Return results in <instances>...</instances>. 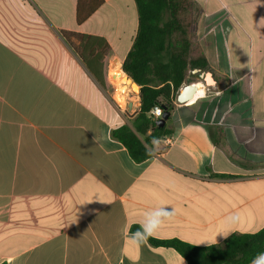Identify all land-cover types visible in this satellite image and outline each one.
Instances as JSON below:
<instances>
[{"label":"crops","instance_id":"0c3cea01","mask_svg":"<svg viewBox=\"0 0 264 264\" xmlns=\"http://www.w3.org/2000/svg\"><path fill=\"white\" fill-rule=\"evenodd\" d=\"M186 1L189 58L214 80L198 75L204 93L194 82L167 122L172 144L136 163L111 136L126 123L59 36L114 41L124 62L135 0H103L81 25L78 0H0V264H188L132 228L206 247L264 227V0ZM112 73L119 108L139 99Z\"/></svg>","mask_w":264,"mask_h":264},{"label":"trees","instance_id":"16d2710c","mask_svg":"<svg viewBox=\"0 0 264 264\" xmlns=\"http://www.w3.org/2000/svg\"><path fill=\"white\" fill-rule=\"evenodd\" d=\"M135 2L139 26L132 48L124 60L123 70L140 87V109L132 126L123 124L116 127L112 129L111 136L125 146L136 163H141L152 157L151 148L155 142L174 134L167 123L164 127L157 126L152 110L158 106L163 113H170L169 121L189 72L204 69L206 63L189 58L190 42L179 19L181 0ZM102 3L103 0H78V25L83 24ZM63 34L68 40H76L79 58L99 85L105 91L107 83L109 87L111 83L117 89L112 66L110 69L106 67L105 76V59L111 53L107 40L76 32ZM132 229L144 234L154 247L176 250L188 264H252L264 254V227L255 233L234 234L220 245L206 247L177 239L158 240L147 235L140 227Z\"/></svg>","mask_w":264,"mask_h":264},{"label":"rangeland","instance_id":"374dc122","mask_svg":"<svg viewBox=\"0 0 264 264\" xmlns=\"http://www.w3.org/2000/svg\"><path fill=\"white\" fill-rule=\"evenodd\" d=\"M181 4L183 5V7L181 8V13H179L180 14V20L183 23L184 27H186V29H187V32H188L187 39L189 40L194 35V31H193L194 21L191 18V14H190L191 11H190L189 3L186 0H181ZM59 36L62 39L64 47L66 49H68L70 54L74 57V61L76 60V61L81 62V60L78 57V52H77L78 51V44H77L76 40H74V49H73V47H71L67 43V41L63 38L62 35H59ZM126 50L127 49L125 47H120L116 42L113 41L112 51L107 58V62H106L107 65L106 66H108L109 62H111V65H110V67H111L116 62V60L121 59L120 57H123L125 55ZM122 60L124 61L125 59H122ZM202 72L203 73L206 72L207 76H209L213 82L214 78L210 72H208V71H202ZM106 82H107V80H106ZM194 82L202 83L201 85H202V89H203V93H204L205 87H204L202 79L198 76V74L194 76L191 72H189L188 80L182 86L179 93L182 91L183 88L190 87L191 85H193ZM211 83H207V84H211ZM115 90H116V87H114L111 84L109 87V85L107 83L106 95L110 99L116 113L120 117L117 119V121H119L120 123H126L129 126H132V121L135 118V114L140 109V97H139V99H137V98H134V94H132L131 92L126 93V106L123 108H119L116 105V103L114 102V100L112 99V93H114ZM179 93H178V95H179ZM105 114L108 118L112 119V115L110 113L105 112Z\"/></svg>","mask_w":264,"mask_h":264},{"label":"water","instance_id":"95a60500","mask_svg":"<svg viewBox=\"0 0 264 264\" xmlns=\"http://www.w3.org/2000/svg\"><path fill=\"white\" fill-rule=\"evenodd\" d=\"M116 65L118 66V68L121 70V77H123V81H124V83L125 82H127V81H129V83H130V85L132 86V87H134V86H138L125 72H124V70H123V62H121L120 60H116ZM192 73L193 74H195V75H200L201 77H203L204 79H205V81H206V83H211L212 82V80L210 79V77L209 76H207V74L206 73H203V72H201L200 71V69H194V70H192ZM206 77H209V80H207V78ZM139 87V86H138ZM139 90H140V87H139ZM195 89L194 88H190V87H185V88H183L182 89V91L179 93V95H178V98H177V100L178 101H185L186 99H188V98H190V96L193 94V93H195ZM139 96H140V91H139ZM169 117H170V113H168V112H165V113H163V115H162V117H161V119H159L157 122H156V124H157V126H159V127H164L165 125H166V123H167V121H168V119H169Z\"/></svg>","mask_w":264,"mask_h":264},{"label":"built area","instance_id":"2783aa9c","mask_svg":"<svg viewBox=\"0 0 264 264\" xmlns=\"http://www.w3.org/2000/svg\"><path fill=\"white\" fill-rule=\"evenodd\" d=\"M152 114L155 118L156 121H158L162 115H163V111L160 107L156 106L154 107V109L152 110ZM158 141L166 144V145H171L173 140H172V137L171 136H166V137H163V138H160Z\"/></svg>","mask_w":264,"mask_h":264},{"label":"bare ground","instance_id":"6f19581e","mask_svg":"<svg viewBox=\"0 0 264 264\" xmlns=\"http://www.w3.org/2000/svg\"><path fill=\"white\" fill-rule=\"evenodd\" d=\"M120 71H121V70H120ZM131 87H132V86H131ZM196 87H199V86H196ZM196 87H192V85H191L190 88H194V89H195ZM132 89H133L134 91H137V90L140 91L138 86H134V87H132ZM195 90H197V89H195ZM139 97H140V96H139Z\"/></svg>","mask_w":264,"mask_h":264}]
</instances>
